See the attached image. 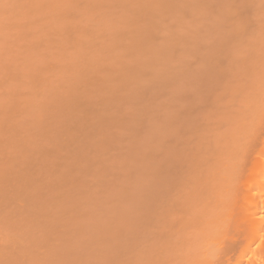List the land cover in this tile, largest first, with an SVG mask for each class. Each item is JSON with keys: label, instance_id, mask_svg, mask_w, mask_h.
Instances as JSON below:
<instances>
[{"label": "rangeland", "instance_id": "374dc122", "mask_svg": "<svg viewBox=\"0 0 264 264\" xmlns=\"http://www.w3.org/2000/svg\"><path fill=\"white\" fill-rule=\"evenodd\" d=\"M207 1L0 0V264H126L127 262V264H155L159 259L162 262L158 264H167L160 256L161 252L163 253L161 249L164 248L159 245L160 242L163 245L169 243L170 246L167 245L188 262L192 261L189 256H198L196 254L203 256L201 251H206L209 241L200 237V234L206 237V224H209L210 232L214 229L210 224L214 212L212 214L210 210L206 211L205 217L209 220L206 223L201 215L202 206L197 207L198 202H192L191 209L194 212H189L190 214L186 212L184 206L178 205V209L174 207L177 203L183 204L184 199L187 202L188 193L184 190L185 187H189V193L195 195L196 200L200 196V190L197 193L195 189L208 180L204 177H209V174L218 175L219 171L225 172L226 162L228 164L226 167L229 169V164L232 163L230 154L233 149L228 148L227 145L233 137L227 139L228 144L225 143V139L227 136L231 137V132H234L232 128L235 127L230 128V126L237 123L235 124L236 127L238 126L237 130L240 129L239 126L244 122L242 116L246 114L245 107L248 105L253 108L254 100L261 99L262 93L255 92L258 80L253 79L259 78L261 81L264 78V56L259 57L264 55L261 46L264 44V15H262L264 3H260L263 0H239L242 4H239L238 0H232V3L227 4L228 7L226 3L223 4L230 10L237 6L233 10H238L240 13L244 9L250 12L246 13L244 10L237 18H232L230 14L232 12H228L230 15L227 13L230 10L225 11V7L221 5L222 0ZM229 2L230 0L227 1ZM231 5L233 7H230ZM241 5L244 7H240ZM221 9L226 12L224 17L230 22L225 23L226 25H222L224 19L223 22L219 19L224 14L223 11L220 13ZM214 10L219 13H215ZM217 14L219 18L216 17ZM227 14L231 17L232 23ZM233 19L242 20L236 22ZM215 20L217 23L221 20L222 23L219 22L217 25ZM239 21L241 23H238ZM220 25L223 28L219 27ZM219 28L224 30L221 31ZM238 29L240 32L237 31ZM219 36L221 42L225 38L228 45L224 41V44L218 43ZM254 37L255 41H252ZM244 39H246L245 43H242ZM258 40H261L260 46ZM213 41L218 46L219 44L225 46L218 47L212 44ZM252 45L253 47L249 49L248 47ZM210 46H212L210 50L204 49ZM228 46L230 49L226 48ZM240 46L243 50L247 49L241 50L243 54L240 52ZM217 47L224 49L219 51L220 55ZM235 48L239 49L237 51L240 53L239 56ZM211 50L216 54H212ZM225 50L227 52H222ZM185 52L189 54L186 55ZM199 53L211 57V59L207 57L210 63L215 60L214 69L212 63H209L212 70L210 67L207 68V58L204 60L203 55L201 57ZM233 54L236 56H232ZM212 55L217 56L215 58ZM221 55L222 57H219ZM228 59L231 60V64L230 61L227 62ZM243 61L248 63L243 64ZM245 65L247 68L251 65L248 68L251 71L245 69ZM216 67L220 69L219 76ZM228 67L233 70L232 73ZM260 67H263V70ZM199 68L202 74L199 73ZM258 72L262 74L261 78ZM208 75L213 76L211 80ZM221 75L224 77L222 78ZM226 79L229 81L227 82ZM212 80L215 82V87L211 85V82L214 84ZM233 81L240 83L239 85L243 83V88L237 84L235 87ZM228 83L233 85L231 90L237 89V93L235 89L233 90L236 95L233 91L232 93L229 91L231 86ZM227 85L229 89L226 88ZM240 87L241 89H238ZM220 88L226 93L228 91L229 94L226 95ZM248 88L252 89L251 92ZM243 89H247L246 92L249 93L246 94ZM213 90H216L217 96L224 92L217 98L225 97L223 100H228L223 102V106L227 105L224 107L225 110H222V100L214 96ZM254 92L257 93L255 95L257 99L254 98L252 103L250 99L251 96L254 97ZM243 94L247 95L246 98L242 96ZM233 95L240 99L235 100ZM227 96L233 100L226 99ZM239 100L246 106L238 103ZM207 103H210L209 106L213 105L208 107ZM220 105L222 108L219 107ZM230 106L232 110L229 111ZM216 108L219 110L215 111ZM195 110L200 114L195 113ZM228 114H237L236 117L242 119L234 115L233 117L237 119L235 121ZM230 118L234 124L229 123L232 121ZM226 120L229 122L226 123ZM207 122H210L211 126ZM241 128L245 130V127ZM229 132L230 135H227ZM234 134L237 135L236 132ZM235 138L233 140L237 139ZM190 143L192 147L188 145ZM211 143L215 144L214 147H221L220 150L215 149L217 152L223 151L224 154L222 152L223 155L220 156L213 152L215 149L212 148ZM196 146L201 150L196 149ZM194 150L197 156L202 158L204 154L209 160L204 159L206 161L204 163L199 157L195 159L197 156L193 154ZM186 151L187 159H184V164L182 161ZM203 151H206V154ZM227 153H230L228 154L230 157L226 156ZM188 156L195 160L194 163L198 162L196 165L199 169L203 167L205 170H211V173L201 169V174L198 170L200 176L198 178L196 168L191 166V164L195 165L194 160L190 162ZM212 156L218 163L211 159ZM198 159L201 160V164ZM207 160L209 163L210 160L213 161H211L212 166L214 165L212 168ZM221 164L225 168L223 171L219 167ZM179 165L182 168L178 167ZM190 166L195 172H192V168L190 170ZM183 167H186V170ZM181 170H185L183 172L190 176H194L193 173L198 176L197 180L195 176L193 177L194 181H197L196 186L191 177L188 179L191 183L194 182L192 184L194 188L188 180L184 185L183 179L187 177ZM180 172L184 174L182 178ZM221 174L218 175L220 181ZM210 178L212 180V177ZM200 180L201 182H198ZM179 183H183L180 184L182 188ZM171 184L178 187L175 188ZM189 184L190 186H187ZM207 184H203L205 188L202 186L201 188L204 190L209 188L208 192H210V188L212 190L214 185ZM205 191L203 194L206 193ZM211 196L208 197V201ZM158 199L159 202L162 201L161 204H158ZM165 201L170 202L171 204L168 205L170 207L173 205V208L169 209V206L163 205ZM208 201H203L201 204L205 206ZM161 205L173 214L169 210L167 213ZM177 210L190 219L194 218L191 220L195 221L192 223L189 222L190 220L185 221L186 224L197 223V226H200L196 227L199 231L193 229L194 226L191 228L195 233L189 228L190 231L186 229L193 233L191 236L187 232L184 236L186 239L187 236L191 238L192 241H188L192 245L186 243L187 240L182 241L183 244H188L189 249L187 246L185 249L180 247L175 237L177 235L173 232L181 224L178 226L175 222H173L175 225L170 222L172 223L170 229L166 226L168 223H164L168 216L173 215L172 218L175 219L174 212H178ZM181 219H176V222L180 220L179 223H182ZM203 225H206L205 230ZM186 227L189 226H181L183 229ZM155 228L164 233H156ZM152 234L158 238V242L152 239L155 237ZM164 234L166 239L163 237ZM211 234L209 233V236ZM154 239L157 241L156 238ZM201 245L205 250H200ZM157 246L161 249L154 253L155 248L158 249ZM140 250L143 252L141 253ZM148 250L152 253L148 255L150 258L147 257ZM153 253L159 256H154ZM171 256L173 254L169 258ZM175 261L177 260L173 262Z\"/></svg>", "mask_w": 264, "mask_h": 264}, {"label": "bare ground", "instance_id": "6f19581e", "mask_svg": "<svg viewBox=\"0 0 264 264\" xmlns=\"http://www.w3.org/2000/svg\"><path fill=\"white\" fill-rule=\"evenodd\" d=\"M202 1V0H201ZM207 1V0H206ZM214 1H217V0H214ZM223 1V3L221 4V5H223V4H225L227 7H228V5L230 4V3H232V0H230V2L229 3H227V1H225V0H222ZM239 1V0H238ZM262 1V0H261ZM219 2H220V0H219ZM250 2V1H249ZM256 2V1H255ZM199 3V2H198ZM200 3H202V2H200ZM206 3H208V1L206 2ZM217 3V2H216ZM215 3V4H216ZM245 3V2H244ZM243 3V4H244ZM247 3V2H246ZM260 3H264V0H263V2H260ZM259 3V4H260ZM214 4V5H215ZM228 4V5H227ZM239 4H242V3H240V1H239ZM255 4V3H254ZM200 5V4H199ZM205 5V4H204ZM233 5V4H232ZM230 6V7H233V6ZM238 5V4H237ZM248 5V4H247ZM219 6H220V4H219ZM224 6V5H223ZM222 6V7H223ZM226 6H224L225 7V11L226 10H230V9H228ZM244 7V5H241L240 7ZM264 6V5H263ZM221 7V6H220ZM229 7V8H230ZM235 7H237V6H234L233 7V9H236ZM239 7V8H240ZM259 7H260V5H259ZM204 8V7H203ZM218 8V7H217ZM216 8V9H217ZM227 8V9H226ZM238 8V9H239ZM246 8H248V7H246ZM258 8V7H257ZM262 8V7H261ZM215 9V8H214ZM232 9V8H231ZM232 9V10H233ZM242 9V8H241ZM220 10V9H219ZM219 10H217V11H219ZM232 10H230V11H227V13L229 12H232V13H230L231 15H232V18L234 17V18H237V16L239 15V14H241L244 10H245V12L247 13V12H249V11H246V9H244L241 13H240V11L238 12V10H233L235 13H233V11ZM249 10V9H248ZM216 10H214V12H215ZM222 11H223V9H221V12L220 13H222ZM213 11H212V14L214 13ZM238 12V14H236ZM215 13H219V12H215ZM223 13L224 14H222L223 16H221V18H219V15L218 16H216V17H218L219 19H224V22H223V20H222V22L224 23V24H222V25H226L225 23H228L229 21H228V19H226L225 17H224V15L226 14V12H224L223 11ZM228 13V14H229ZM250 13V12H249ZM263 14L262 15H264V11L262 12ZM208 14H209V12H208ZM211 14V15H212ZM227 14V15H228ZM229 14V15H230ZM252 14V13H251ZM210 15V17L212 18V16ZM221 15V14H220ZM226 15V16H227ZM228 15V16H229ZM246 15V14H245ZM257 15V14H256ZM261 15V14H260ZM209 17V16H208ZM209 17V18H210ZM215 17V18H216ZM230 17V16H229ZM215 18H213V19H215ZM217 18V19H218ZM212 19V20H213ZM216 19V20H217ZM227 21H226V20ZM231 19V17L229 18V20ZM211 20V21H212ZM214 21L215 22V24L217 23V21ZM221 20L219 21L220 23H222L221 22ZM234 21H236L237 22V20H242V19H237V20H235V19H233ZM231 21V20H230ZM179 22H180V20H179ZM213 22V23H214ZM219 22L217 23V25L219 24ZM182 23V22H181ZM180 23V24H181ZM230 23V22H229ZM231 23H232V21H231ZM234 23V22H233ZM238 23H241L240 21L238 22ZM238 23H236L237 25H238ZM179 24V23H178ZM235 24V23H234ZM233 24V25H234ZM235 24V25H236ZM245 24V23H244ZM174 25H176V23L174 24ZM174 25H172L173 27H175ZM210 25H212V24H210ZM217 25H214V27L216 26L217 27ZM222 25H220L219 27H222ZM231 25V24H230ZM245 26V25H244ZM173 27H171L172 29H173ZM230 27H232V26H230ZM236 27H238V26H236ZM260 27H262V26H260ZM223 28V27H222ZM242 28H243V26H242ZM259 28V27H258ZM260 29V28H259ZM219 30H221V31H223L224 29H221V28H219ZM219 30H218V32H219ZM232 30H234L233 28H232ZM258 30V29H257ZM213 31V30H212ZM225 31H226V29H225ZM237 31H239V29L237 30ZM242 31V30H241ZM215 32H217V30L215 31ZM230 32H232V31H230ZM240 32V31H239ZM262 32H263V30H262ZM221 33V32H220ZM219 33V34H220ZM226 33V32H225ZM233 33V32H232ZM243 33V32H242ZM258 33L260 34L261 32H259L258 31ZM215 34V33H214ZM213 34V35H214ZM218 34V33H217ZM222 34V33H221ZM248 34V33H247ZM222 35H224V33L222 34ZM261 35V34H260ZM262 35H263V33H262ZM226 36V35H225ZM245 36V35H244ZM251 36H253L252 34H251ZM255 36V35H254ZM231 37V36H230ZM255 37H257V36H255ZM255 37L254 38H252L253 40L252 41H255ZM219 38H220V36H219ZM236 38H237V36H236ZM216 39H217V37H216ZM224 40V42H225V38H223ZM247 40H248V38H246ZM246 39H244L243 40V42L242 43H245L244 41L246 40ZM263 39V38H262ZM221 38H220V42H218V43H223V41L221 42ZM227 40H228V38H227ZM241 40V39H240ZM214 41H216V40H214ZM213 41V43L212 44H215V42ZM237 41V40H236ZM258 41H260L259 43V46L261 45V40H258ZM257 41V42H258ZM217 42V41H216ZM241 42V41H240ZM256 42V43H257ZM198 43V42H197ZM226 43V42H225ZM241 43V44H242ZM251 43V42H250ZM199 44H200V42H199ZM199 44H197V46L199 45ZM224 44V43H223ZM227 44V43H226ZM240 44V43H239ZM238 44V45H239ZM254 44V43H253ZM200 45H202V44H200ZM216 46H218V44H215ZM228 45V44H227ZM251 45V44H250ZM257 45H258V43H257ZM219 46H225V45H222V44H219ZM218 46V47H219ZM229 46H230V44H229ZM229 46L228 47H226V48H228V49H230L229 48ZM245 46V45H244ZM254 46H256V44H254ZM261 46H263V49H264V44H262ZM204 47V46H203ZM212 46H210V47H208V48H204V49H206V50H210L209 48H211ZM214 48H215V46H213ZM216 48L218 51V54H219V51H221V49L222 50H224L223 48ZM232 47V46H231ZM241 47L242 46H240V52H241V54H243L242 53V51H246L247 49H246V47L244 48V49H246V50H243V47H242V49H241ZM251 47H253V45L252 46H250V47H248L249 49L251 48ZM203 48H202V50H204ZM216 49L214 50L213 48H212V50H214V51H216ZM228 49H226L228 52H230ZM232 49V48H231ZM236 49V48H235ZM212 50H211V53H212ZM222 51V52H227V51ZM233 50V49H232ZM231 50V52H233ZM239 50V49H238ZM237 49H236V52L238 51ZM242 50V51H241ZM253 50H255V49H253ZM199 51V50H198ZM197 51V52H198ZM252 50H250V52H251ZM264 51V50H263ZM262 51V52H263ZM210 52V51H209ZM235 52V53H236ZM254 52V51H253ZM255 52H256V50H255ZM258 52V51H257ZM262 52H260V53H262ZM213 53H215L216 54V52H213ZM212 53V54H213ZM224 53H222V54H224ZM252 53V52H251ZM251 53H248V54H251ZM185 54H186V52H185ZM189 53H187L186 55H188ZM200 54V53H199ZM237 54V56H239L240 55V53H236ZM239 54V55H238ZM256 54H258V53H256ZM264 54V53H263ZM201 55V57H202V55L203 54H200ZM220 55V54H219ZM259 55V54H258ZM212 56H214L215 58H216V56L215 55H212ZM232 56H234V54L232 55ZM236 56V55H235ZM234 56V57H235ZM245 56V55H244ZM250 56H252V55H250ZM254 56H255V54H254ZM264 55H262V56H259V57H263ZM207 57H209V56H207ZM207 57H205L204 55H203V57L202 58H204V60H205V58H207ZM219 57H222V55L221 56H219ZM224 57V56H223ZM230 57V56H229ZM246 57H248L247 55H246ZM257 57V56H256ZM214 58V59H215ZM238 58V57H237ZM240 58V57H239ZM209 59H211V57H209ZM209 59L207 58V62L209 61ZM242 59H244V58H242ZM242 59H240V60H242ZM264 59V58H263ZM203 60V61H204ZM219 60H220V58H219ZM259 60H261V59H259ZM215 61V60H214ZM214 61H211V63H212V66H213V68L212 69H214V65H213V62ZM217 61V60H216ZM222 61V60H221ZM229 61H230V64H231V60H229L228 59V63H229ZM235 61V60H234ZM262 61V60H261ZM206 62V61H205ZM207 62H206V66H207V68H209L211 65H209V63L210 62H208V64H207ZM223 62H225V61H223ZM226 62V63H227ZM244 62H247V61H243V64H244ZM210 63V64H211ZM225 63V64H226ZM227 63V64H228ZM236 63V62H235ZM235 63L233 64V65H235ZM248 63V62H247ZM264 63V62H263ZM200 64V63H199ZM229 64V65H230ZM242 64V65H243ZM261 64H262V62H261ZM209 65V66H208ZM238 65V64H237ZM241 65V64H240ZM248 65V64H247ZM247 65H245V67L247 66ZM199 66V65H198ZM216 66H218V64L216 65ZM226 66V65H225ZM227 67V66H226ZM229 67H231V65L229 66ZM228 67V68H229ZM234 67H237V66H234ZM233 67V68H234ZM239 67V66H238ZM244 67V66H243ZM251 67V65H249V67L248 68H250ZM263 67H264V65H263ZM262 67V68H263ZM217 68V67H216ZM219 68V67H218ZM217 68V74H218V76H219V73H218V70H220V69H218ZM225 68V67H224ZM239 68H242L241 66L239 67ZM239 68H237V69H239ZM247 67L245 68V69H248ZM261 68V67H260ZM261 68V69H262ZM211 69V67H210V70H212ZM235 69V68H234ZM244 69V68H243ZM182 71H183V69H181ZM199 70H200V72L199 73H201V68H199ZM207 70H209V69H207ZM223 70V69H222ZM229 71H231V69L229 68L228 69ZM248 70H250V69H248ZM248 70H247V74H248ZM255 70V69H254ZM263 70V69H262ZM262 70H260V72L262 71ZM180 71V70H179ZM251 71V70H250ZM183 72H185V71H183ZM182 72V73H183ZM203 72V71H202ZM213 72H215L214 70H213ZM220 72V71H219ZM223 72V71H222ZM233 72V70L231 71V73ZM240 72V71H239ZM242 72V71H241ZM179 73V72H178ZM182 73H180V74H182ZM196 73H198V71L196 72ZM204 73V72H203ZM245 73H246V71H245ZM251 73V72H250ZM179 74V75H180ZM202 74V73H201ZM217 74H216V76H217ZM222 74V73H221ZM230 74V73H229ZM257 74H259V77L262 75V74H260L259 72L257 73ZM200 75V74H199ZM223 75H225V74H223ZM173 76H176V75H173ZM203 76H205L206 77V75H204L203 74ZM209 76V75H208ZM207 76V78L209 79V77H210V80L212 79L211 77H213L212 75L211 76H209L208 77ZM222 76V75H221ZM228 76V75H227ZM245 76V75H244ZM252 76H254V77H257V76H255V75H251V77ZM224 76H222V78H223ZM164 78V77H163ZM173 78H175V77H173ZM222 78H220L221 80H222ZM228 78H229V76H228ZM261 78V77H260ZM161 79H162V77H161ZM165 79V78H164ZM214 79V78H213ZM232 79V78H231ZM263 79V80H262ZM261 79V81H259L260 79L259 78H256V80L255 79H253L254 81H257L258 82V84H256V90H255V92H257L258 91V93H262V94H260L262 97H261V99L260 100H258L256 97H255V95L257 94H255V92H254V97L253 96H251V101H252V103H253V100H254V98L255 99H257V100H254L255 101V103L256 102H259L258 104L256 103H253V108H250L248 105V107L246 106V104H243L240 100V102H238V103H241V104H243V105H245L246 107H245V112L244 113H246V114H244L243 116H242V114H241V116L243 117V119L242 118H240V117H236L237 116V114H234L235 115V117L236 118H238V119H242V121H244L243 122V124H242V121H241V123L240 124H242V125H240L239 123V127H240V129L238 128V130H237V127H236V125H237V123H235L234 124V121L230 118V120H232L231 122H229L228 120H226V123L227 122H229V123H231V124H234V126H230L229 124H226V125H229L230 126V128H232V127H235L234 129L232 128V131L234 130V132H231V130H230V132L232 133V135L236 132L237 133V135L239 136V133H240V139L238 138V136L236 135V134H234L233 136L231 135V137H226V135H224V137L223 138H225L226 137V139H225V143H227V139H231L232 137V139L230 140V141H232V142H230V141H228L230 144L229 145H227V147L228 148H232L233 149V152L230 154V153H227V155L226 156H229L230 157V155H231V159H232V163H230L229 164V169H227V167H228V164H226L225 163V168H226V170H224L225 172H221V171H219L220 172V174H221V181H220V177L218 176V175H220L219 173H218V175L217 174H212V176L209 174V173H211V170H208L207 169V167H206V169L208 170V171H210L208 174H209V177H204V179H208L207 181L205 180L204 182L207 184V183H212V184H209V186L210 185H214L213 187H212V190H211V188H210V192H211V194H210V192H208L209 191V188H206L205 190H207V192L203 189V188H205V183H202L201 185H200V187H199V185H198V189H195V192H197L198 193V191H199V194H200V196H198L197 197V199L195 200V198H196V196L195 195H193V194H191V193H189V191H188V189H189V187L188 188H184V190L186 191V193H188V195L186 196L187 197V202H189V203H187L186 202V200L184 199V198H182V199H184V201H182V202H184L183 204H179V203H177V201H176V203H177V205L174 207L175 209H176V207H177V209L179 208V206L178 205H181L183 208H186L185 210H186V212L188 213V214H190L191 212H194L192 209H191V206H193V204H192V202L194 203V202H198V206L197 207H201V210H202V218L203 219H205V222L207 223L209 220H206V219H208V217L206 218L205 217V215L207 216V214H206V211H209L210 210V212L212 213V212H214V216L212 215V218L210 219V224H212L213 225V230H214V232H213V230H211V232H210V228L208 227L209 226V224H206L207 225V229H206V225H203V227H205V228H203L204 230L206 229V237H209L210 239H206V237H204L203 235H201L200 234V237L202 236V238H204L206 241H209L208 242V244L206 245L207 247V249H206V251H204V252H202L201 251V253L203 254V256H200L199 254H196V255H198V256H195V255H193L194 257H191V256H189L190 258H192L191 260L192 261H190V262H188V261H186L185 259H182V258H184V257H182V256H179V254L177 255L176 254V252L175 251H173L171 248L172 247H169L170 245H169V243H166V245H163V244H161L162 242H160V246L162 245V248L163 249H161L160 248V246H157L158 247V249H156L155 248V251H153L154 253L156 252V250H159L160 251V249L161 250H163V253L161 252V254L162 255H160V256H162V260H164L165 261V263L167 262V264H174L175 262H178L177 264H182L183 262V264H264V94H263V91H264V78H262ZM174 80V79H173ZM176 80V79H175ZM199 80V79H198ZM220 80V81H221ZM223 80H225V79H223ZM233 80V79H232ZM236 80V79H235ZM251 80V79H250ZM213 82H214V80H212ZM226 81L228 82L229 80H227L226 79ZM222 82V81H221ZM225 82V81H224ZM234 82V81H233ZM241 82V81H240ZM260 82V83H259ZM199 83V82H198ZM230 83H232V82H230ZM230 83H228V85H230ZM256 83V82H255ZM201 84V83H200ZM210 84V83H209ZM225 84V83H224ZM223 84V85H224ZM227 84V83H226ZM235 84H237V86H243L244 84L242 83V85H239L238 83H236V82H234V86L236 87V85ZM211 85H214V87L216 86L215 85V82H214V84L211 82ZM228 85H227V87L226 88H228L229 89V87H228ZM258 85V86H257ZM263 85V86H262ZM203 85H201V87H202ZM225 86V85H224ZM231 86V88H230V92L231 91H233L235 88H233V90H231L232 89V86L233 85H230ZM200 87V88H201ZM241 87L240 88H238V89H241ZM245 87V86H244ZM258 87V88H257ZM203 88H205V87H203ZM216 88H218V87H216ZM215 88V89H216ZM243 88V87H242ZM262 88V89H261ZM208 89V88H207ZM227 89V90H228ZM251 89V88H250ZM249 88H248V91L250 90ZM258 89V90H257ZM203 90V89H202ZM206 90V89H205ZM209 90V92H210V89H208ZM216 90H218V89H216ZM216 90H213L214 91V94H215V91ZM220 90H223L224 91V89H221L220 88ZM236 90L237 89H235V92H236ZM243 90H245V89H243ZM247 90V89H246ZM246 90H245V92H246ZM252 90V89H251ZM251 90L249 91V92H251ZM213 91H212V93H213ZM219 91V90H218ZM217 91V92H218ZM262 91V92H261ZM201 92H203V91H201ZM206 92V91H205ZM225 92V91H224ZM223 92V93H224ZM234 92V91H233ZM234 92V93H235ZM241 93H242V90L240 91ZM239 91H238V93H240ZM249 92H246V94L247 93H249ZM219 93V92H218ZM223 93H221V94H223ZM226 93V92H225ZM232 93V92H231ZM231 93H230V95H231ZM233 93V94H234ZM237 93V92H236ZM236 93L234 94V95H236ZM241 93H240V95H241ZM221 94H219L220 96H221ZM227 94H229L228 93V91H227V93H226V95ZM246 94H243L242 96H244L245 97V95ZM251 94H253V93H251ZM204 95V94H203ZM217 96L216 94L214 95V96H216V98L217 97H220V96ZM233 95V96H234ZM239 95V94H238ZM239 95V96H240ZM194 96H196V95H194ZM205 96H206V94H205ZM223 96V95H222ZM247 96V95H246ZM249 96V95H248ZM207 97H208V95H207ZM231 97H232V95H231ZM228 98V96H227V98L226 99H232L233 100V98H235V96L233 97V98ZM241 97V96H240ZM223 98H225V97H221V99L220 98H217V99H219V100H222L221 102H222V106H223V102H227L228 100H223ZM238 97H236L235 98V100L237 99ZM246 98V97H245ZM238 99H240V98H238ZM195 100V99H194ZM231 100V101H232ZM249 100V99H248ZM249 100V101H250ZM200 101V100H199ZM207 101H208V99H207ZM206 101V102H207ZM182 102V101H181ZM220 102V101H219ZM234 102V101H233ZM195 103V102H194ZM198 103V102H197ZM180 104H182V103H180ZM196 104V103H195ZM200 104H202V103H200ZM204 104V103H203ZM208 104V103H207ZM210 104V103H209ZM209 104L207 105L208 107H210V106H212L213 104H211L210 106H209ZM218 103H216V105H217ZM220 104V103H219ZM225 104V103H224ZM215 105V106H216ZM228 105H233V104H228ZM189 106V105H188ZM187 106V107H188ZM218 106V105H217ZM227 105H225V106H223V109L222 110H225V108L224 107H226ZM231 106L229 107V111H230V109H231ZM239 106H240V104H239ZM206 107V106H205ZM219 107H221V105L219 106ZM238 107V106H237ZM192 108V107H191ZM198 108V107H197ZM197 108H194V109H197ZM202 108V107H201ZM203 108H204V106H203ZM222 108V107H221ZM220 108V109H221ZM249 108H250V110H249ZM190 109V108H189ZM199 109V108H198ZM208 109V108H207ZM210 109V108H209ZM233 109H235V108H233ZM237 109V108H236ZM235 109V110H236ZM242 109V108H241ZM241 109H239V110H241ZM244 109V108H243ZM252 109V110H251ZM193 110V109H192ZM211 110V109H210ZM219 109H217L216 108V110L215 111H218ZM232 110V109H231ZM194 111V110H193ZM196 111V110H195ZM198 111V110H197ZM195 112V113H199V112ZM202 110L200 109V112H201ZM204 111H205V108H204ZM238 111V110H237ZM209 112V111H208ZM226 112H228V111H226ZM241 112V111H240ZM248 112L250 113V114H248ZM194 113V114H195ZM223 113H225V112H223ZM229 113H231V112H229ZM237 113V112H236ZM181 114L183 115V112H181ZM200 114V113H199ZM199 114H198V116H199ZM208 114V113H207ZM240 114V113H239ZM186 115V114H185ZM196 115V114H195ZM222 115H224V114H222ZM229 115V114H228ZM234 115H229V116H231V117H233ZM197 116V115H196ZM201 116V115H200ZM226 116V115H225ZM239 116V115H238ZM249 116V117H248ZM235 117H233V119H235ZM185 118V117H184ZM191 118V117H190ZM187 119H188V117H187ZM246 119V120H245ZM249 119V120H248ZM225 121V120H224ZM235 121H237V119H235ZM189 122V121H188ZM233 122V123H232ZM238 122H240V121H238ZM208 123V122H207ZM210 123V122H209ZM208 123V124H209ZM223 123H225V122H223ZM245 123V124H244ZM247 123V124H246ZM207 124V125H208ZM210 125V124H209ZM208 125V126H209ZM225 125V126H226ZM247 125V126H246ZM211 126V125H210ZM241 127H245V130L243 131V129L244 128H241ZM247 128V129H246ZM189 129V128H188ZM196 129V128H195ZM200 129V128H199ZM198 129V130H199ZM214 129V128H213ZM201 130V129H200ZM211 131H212V129H210ZM217 130V129H216ZM216 130H213V131H216ZM192 131V130H191ZM197 131V129L195 130V132ZM239 131V132H238ZM190 132V131H189ZM201 132V131H200ZM230 132L227 134V135H230ZM198 133V132H197ZM196 133V134H197ZM212 133V132H211ZM195 134V133H194ZM195 134V135H196ZM200 134V133H199ZM198 134V135H199ZM212 134H214V133H212ZM222 134V133H221ZM236 135V136H235ZM241 135H242V137H241ZM223 136V135H222ZM185 137V136H184ZM237 139H236V138ZM197 138H199L200 139V137H198L197 136ZM209 138V137H208ZM223 138H221L222 140H223ZM236 139V140H233V139ZM186 139V138H185ZM216 139V138H215ZM219 139V138H218ZM184 140V139H183ZM202 140V139H201ZM209 140H210V138H209ZM237 140H238V142H237ZM187 141V140H186ZM212 141H213V139H212ZM202 142V141H201ZM210 142V141H209ZM215 142H217L216 140H215ZM188 143V142H187ZM212 143H214V141L212 142ZM211 143V144H212ZM219 143V142H218ZM218 143H216V144H218ZM220 143H221V141H220ZM224 143V144H225ZM233 143H234V146H233ZM185 144V143H184ZM197 143H195V145H196ZM205 144V143H204ZM209 144V143H208ZM228 144V143H227ZM188 145H191V143L190 144H188ZM194 145V144H193ZM199 145H200V143H199ZM198 145V146H199ZM213 145V144H212ZM215 145V144H214ZM214 145L212 146V148H218L219 150L221 149V147H214ZM221 145H223V144H221ZM226 145V144H225ZM236 145V146H235ZM198 146H196V149H198L199 147ZM217 146H219V145H217ZM191 147H192V145H191ZM191 147L189 146V149H191ZM198 147V148H197ZM188 149V150H189ZM214 149H210V150H214ZM183 150V149H182ZM182 150H181V152H182ZM192 150H193V148H192ZM199 150V149H198ZM201 150V149H200ZM199 150V151H200ZM219 150H218V152H217V150L215 149V151H213V152H216L218 155H223L224 154V152H223V154H222V152H219ZM229 150H231V149H229ZM211 151V152H212ZM193 152V151H192ZM206 152V151H205ZM204 151H203V153H205ZM213 152L211 153V154H213ZM184 153V152H183ZM182 153V154H183ZM187 153V151L184 153V154H186ZM221 153V154H220ZM179 154H180V152H179ZM195 156H197V152H196V150H194V153H193ZM206 154V153H205ZM215 154V153H214ZM225 154H226V152H225ZM228 154H230V155H228ZM199 155V154H198ZM181 156H183V155H181ZM186 156V157H185ZM184 157H183V163L185 164V162H184V159L186 158L187 159V154L185 155ZM203 156H204V158H203ZM203 156H202V158H200L199 156H197V157H195V159H197L198 157L202 160L203 159V161H204V163H206V158H208V157H206L204 154H203ZM214 157H216L215 155H213ZM213 156L211 157V159L213 160V161H215L216 160V162H217V159H218V157H216L215 159H213ZM177 157V156H176ZM188 158H189V161L191 162V161H193L194 159L193 158H191V156L189 157L188 156ZM190 158L192 159V160H190ZM200 159H198V160H200ZM205 159V160H204ZM176 160V159H175ZM201 160H200V164H201ZM208 160H209V158H208ZM208 160H207V163L208 164H210L211 163V165H209L211 168L214 166H212V160H210V163L208 162ZM176 161H180V160H176ZM185 161H187V160H185ZM212 161V162H211ZM172 162V161H171ZM178 162H176V165H177V163ZM195 162V160L193 161V163ZM215 162V163H216ZM218 163V162H217ZM20 163H18V165H19ZM190 164V163H189ZM195 165H193V164H191V166H193L194 168H196V174H198V176H199V172H198V170L200 171L201 169H203V170H201V171H204L205 169L203 168V167H201L200 169L198 168V165H196V164H198V162L196 161V163H194ZM199 164V165H200ZM207 164V165H208ZM17 165V164H16ZM181 165H183V164H181ZM181 165H179L178 167H180ZM206 165V164H205ZM226 165H227V167H226ZM169 166V165H168ZM173 166V165H172ZM187 166H189V165H187ZM189 167L190 168V170H191V168L192 167ZM197 166V167H196ZM223 165L221 164V166H219V167H221L222 169V171H223V169H225L224 167H222ZM170 167V166H169ZM168 167V168H169ZM176 167V166H175ZM177 167V168H178ZM218 167V168H219ZM181 168H182V166H181ZM183 168H185V170H186V167H183ZM189 168H187L188 170H189ZM194 168H192L193 169V171L192 172H195V169ZM173 170L175 169V168H172ZM170 170V169H169ZM169 170H168V172H169ZM178 170V169H177ZM185 170H183V171H185ZM207 170H205V171H207ZM213 170L215 171V168H213ZM219 170V169H218ZM228 170V171H227ZM167 171V170H166ZM171 171V170H170ZM175 171H176V169H175ZM180 171V170H179ZM182 170H181V172H183ZM201 171H200V173H201ZM180 172V173H181ZM186 172H188V171H186ZM191 172V171H190ZM216 172H217V170H216ZM215 172V173H216ZM171 173V172H170ZM176 173V172H175ZM183 173H185V172H183ZM204 173V172H203ZM214 173V172H213ZM224 173V174H223ZM226 173V174H225ZM172 174H173V172H172ZM171 174V175H172ZM190 174V173H189ZM194 174V176H195V178H196V180H197V177H196V174L195 173H193ZM202 174V173H201ZM179 175V174H178ZM187 175V176H186ZM217 177H216V176ZM225 175V176H224ZM172 176H174V175H172ZM182 176H184V174H182L181 173V178H182ZM194 176H190V175H188V173L186 174L185 173V177H187V178H185V177H183V178H185V180L183 179V183H184V185H185V183H186V181L189 179V177H191L192 179H193V177ZM202 176V175H201ZM210 177H212V180H211V178ZM213 177H215L216 179H218V180H216V179H214ZM219 177V178H218ZM176 178V177H175ZM191 178H190V180H191ZM195 178L193 179V181L195 180ZM198 178H200V176L198 177ZM202 178V177H201ZM211 181H210V180ZM168 180H169V178H168ZM182 180V179H181ZM171 181V180H170ZM177 181H178V177H177ZM180 181V180H179ZM185 181V182H184ZM189 181V180H188ZM202 181H203V178H202ZM215 181V182H214ZM216 181H218V183L216 182ZM169 182V181H168ZM173 182V181H172ZM175 182H176V180H175ZM174 182V183H175ZM181 182V181H180ZM190 182V181H189ZM195 182V181H194ZM194 182H190L191 183V186L193 187L194 185H192ZM198 182H201V180L200 181H198ZM183 183H179L178 185H180V184H183ZM188 183V182H187ZM186 183V184H187ZM196 183H197V181L195 182V186H196ZM216 183V184H215ZM204 184V185H203ZM172 185V184H171ZM175 185H176V183H175ZM183 185V186H184ZM172 186H174V184L172 185ZM181 186V188H182V185H180ZM187 186H190V184L189 185H187ZM201 186L203 187V188H201ZM206 186H208V184L206 185ZM175 188L176 187H178V186H174ZM192 187H190L192 190H194ZM178 190H179V188H177ZM163 190H166V189H163ZM183 190V191H184ZM202 190V191H201ZM207 193H204L203 194V192L204 191ZM180 191V190H179ZM184 191V192H185ZM201 192H202V194H201ZM166 193V192H165ZM167 193H168V190H167ZM185 193V194H186ZM177 194H179V192H177ZM156 195H158V193H156ZM160 195V194H159ZM190 195H193V197L192 196H190ZM208 195V196H207ZM212 195V196H211ZM164 196V195H163ZM168 196H170V194L168 195ZM167 196V197H168ZM181 196V195H180ZM209 196H211V199L208 201V199L210 198ZM166 197V198H167ZM182 197V196H181ZM201 197V198H200ZM206 197V198H205ZM209 197V198H208ZM171 198H172V196H171ZM194 199V200H189V199ZM199 198V199H198ZM159 199H160V197H159ZM159 199H158V202H159ZM168 199H170V197L168 198ZM173 199V198H172ZM201 199H205V200H202L201 201ZM155 200V199H154ZM161 200H163V199H161ZM174 200V199H173ZM172 200V201H173ZM164 201V200H163ZM203 201H208L207 203L208 204H205V206H203L201 203H203ZM167 201H165V202H163V205L165 204V205H167V206H169L171 203L170 202H168V203H166ZM174 202V201H173ZM200 202V203H199ZM162 203V201H160L158 204H161ZM157 204V205H158ZM169 204V205H168ZM174 204V203H173ZM186 204H187V206H186ZM200 204V205H199ZM209 204L211 205V206H209ZM163 205H161L162 206V208H164L163 207ZM190 205V206H189ZM207 205V206H206ZM167 206H165V207H167ZM173 205H171V207L169 206V209H171V208H173L172 207ZM186 206V207H185ZM160 207V206H159ZM203 207H205L204 209H205V211H203L204 209H203ZM191 209V211H190V209ZM208 208V209H207ZM154 209H156V208H154ZM153 209V210H154ZM164 209H166V208H164ZM169 209H166V212L168 213V211L167 210H169ZM207 209V210H206ZM178 211V210H177ZM165 212V213H166ZM169 212H170V210H169ZM190 212V213H189ZM171 214H173L172 212H170ZM169 213V215H171ZM175 213V219H174V217L172 218V216H168V220L166 219L165 221H164V223L166 224V223H168V224H166V226H168V227H170V229H171V227H172V223L173 222H175L176 223V225H178L179 226V224H181L180 225V227H175V228H177L176 230L174 229V226H173V228L172 229H174L173 230V232H175L176 233V235L179 237V235H180V237L178 238L177 236H175V233L173 234L176 238H177V242H179V245H180V247L183 249H185V246H187L186 244H183V242H185L186 240V243L188 242L189 244H190V241H188V240H191V238L189 239V237L187 236V239H186V237H184L185 236V234L188 232V233H190L189 231V229H191V228H193V226H194V228L193 229H195L196 227H200L199 225L197 226V223H196V225H190L191 223H192V221H195V220H191L193 217H191V219L189 218V216L187 217V216H184V215H182L179 211L178 212H174ZM197 214V213H196ZM166 215V214H165ZM177 215H179V217L177 216ZM166 217V216H165ZM170 217H171V219H170ZM178 217V218H177ZM184 217H185V219H184ZM180 218H182L181 219V222L183 223V224H185L184 226H189V227H186V228H181V226L182 227H184L183 226V224L182 223H179L180 222V220L178 221L177 220V222H176V219H180ZM186 218H189L188 220L186 219ZM201 218V217H200ZM173 219V220H172ZM194 219V218H193ZM172 220V221H171ZM175 220V221H174ZM183 220V221H182ZM190 220V221H189ZM151 221H152V219H151ZM185 221H189V222H191L190 224H189V222H187V224H186V222ZM204 221V220H203ZM154 222V221H153ZM155 222L157 223V219L155 220ZM153 223L154 225H155V227H156V223ZM170 222H172L171 224H170ZM174 224V223H173ZM189 224V225H188ZM153 225V226H154ZM158 225L159 224H157V227H158ZM163 225V224H162ZM175 225V224H174ZM191 226V227H190ZM162 227V226H161ZM180 228V229H179ZM189 228V229H188ZM198 228H196L195 230H197V231H199V229ZM179 229V231H177ZM189 230V231H187V230ZM155 230H156V228H155ZM180 230H181V232H180ZM185 230V231H184ZM192 230V229H191ZM201 230V229H200ZM209 230V231H208ZM192 231H194V230H192ZM191 231V232H192ZM159 233L160 234V232L163 234L164 232L163 231H158V229L156 230V233ZM179 232H180V234H179ZM184 232V233H183ZM215 233L213 236H211L213 233ZM152 233V232H151ZM178 233V234H177ZM183 233V234H182ZM194 233H195V231H194ZM197 233V232H196ZM209 233L211 234L210 236H209ZM182 234V235H181ZM191 234V236L193 235V233H190ZM205 234V233H204ZM152 235H154V234H152ZM151 235V236H152ZM155 236V235H154ZM153 236V237H154ZM157 236H159V235H157ZM165 236V234L163 235V237ZM182 236H183V239H182ZM190 236V237H191ZM163 237H161V235L159 236V238H163ZM154 238H156L157 239V241L154 239ZM154 238H152L155 242H158L159 240H158V238L155 236ZM165 239L167 238V237H164ZM178 239H181V240H178ZM150 240V239H149ZM152 240V241H153ZM183 241V242H182ZM192 241V240H191ZM182 242V243H181ZM147 243V242H146ZM169 246H168V245ZM181 245H183V247L181 246ZM190 245H192V244H190ZM189 245V247H191ZM198 245V244H197ZM203 245V244H202ZM201 245V249L200 250H205V244H204V246H202ZM200 247V246H199ZM204 249H203V248ZM140 248V247H139ZM187 248H188V246H187ZM194 248V247H193ZM192 248V249H193ZM195 248H196V246H195ZM148 249H150V248H148ZM165 249V250H164ZM166 249H168V251H170L169 252V254L170 255H172L173 254V256H171V258H169V254H168V251L166 250ZM171 249V250H170ZM189 249V248H188ZM191 249V248H190ZM147 250V249H146ZM195 250V249H194ZM193 250V251H194ZM198 250V249H197ZM196 250V251H197ZM199 250V251H200ZM139 252V251H138ZM140 252L142 253L143 251H141L140 250ZM152 252V251H151ZM175 253V255H174V253ZM144 253H145V251H144ZM153 253V254H154ZM166 253V254H165ZM172 253V254H171ZM146 254H147V252H146ZM149 254H152V253H150L149 252V250H148V254H147V257H148V255ZM155 255H157V256H159V254H154V256ZM165 255V256H164ZM169 255V256H168ZM152 256V255H151ZM156 256V257H157ZM177 256V257H176ZM146 257V258H147ZM153 257V256H152ZM174 259H173V258ZM176 257V258H175ZM181 257V258H180ZM142 258H144V257H142ZM148 258H150V257H148ZM166 258V259H165ZM168 258V259H167ZM180 258V259H179ZM194 258V259H193ZM196 258V259H195ZM197 258H201V259H197ZM138 259H139V257H138ZM154 259V258H153ZM158 259H159V257H158ZM151 260H152V258H151ZM157 259H155V261H156ZM167 260H169V261H167ZM174 260H177V261H175V262H173ZM178 260H181V262L179 263V261ZM142 261V260H141ZM161 260L159 259L158 260V262H160ZM163 261V262H164ZM134 261H132V263H133ZM140 262V261H139ZM142 262H144V261H142ZM157 262V261H156ZM158 262L157 263H155L154 261H153V263H155V264H158ZM162 262V261H161ZM169 262H171V263H169ZM173 262V263H172ZM128 263V262H127ZM126 263V264H127ZM130 263H131V261H130ZM135 263V262H134ZM148 263H149V261H148ZM120 264H122V263H120ZM136 264V263H135ZM138 264V263H137ZM161 264V263H160Z\"/></svg>", "mask_w": 264, "mask_h": 264}]
</instances>
